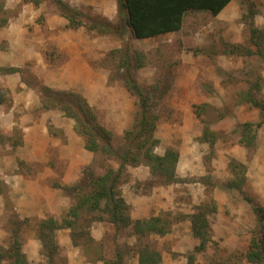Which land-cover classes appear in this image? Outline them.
<instances>
[{
    "label": "rangeland",
    "instance_id": "374dc122",
    "mask_svg": "<svg viewBox=\"0 0 264 264\" xmlns=\"http://www.w3.org/2000/svg\"><path fill=\"white\" fill-rule=\"evenodd\" d=\"M64 1L70 2L83 13L82 18L86 25L96 17H103L113 23L121 22L117 0H72L76 4L71 3V0ZM54 2V0H0V62L12 58L22 66L25 64L23 68L0 66V69H4L0 70V76L16 74L18 82L23 84L29 85L28 82L34 80L43 84L30 66L36 64L33 61L35 54L45 53V59L48 62L50 60V64L55 68H59L69 62L77 50L76 42L78 44L79 36L74 35L84 34L83 38L90 46L96 37L97 50L105 52L95 66L107 72L112 89L111 94L106 96L113 102L108 103L109 106L102 103L100 109L90 106L96 109L99 124L117 137H123L125 132L133 127L137 98L124 86L121 79L123 71L117 65L118 55L110 53L116 50L124 52L125 48H130L131 52L140 54L144 66L137 73L139 82L144 88H148L157 81H162L166 88L164 90V87H161L160 94H165L158 100L161 114L158 127L164 119L167 121L171 118V123L175 122L176 127L172 128L171 142L176 143L177 138L183 137L181 144L176 147L159 144L156 149L159 155H164L169 148L179 151L176 176L181 182L167 184L163 183V180L162 185L154 186L153 191L146 194L141 188L137 190L135 185L150 178L149 169L146 170L143 166L128 168L131 181L124 184L121 189L123 197L131 206L133 219L148 220L165 213H171L173 218L172 232L161 237L153 234L142 243H151L161 250L163 255L161 264H188L189 255H194L195 264H234L233 257L236 253L244 254L248 250L257 221L244 195L228 188L226 184L232 177L229 172L231 159H236L246 166L247 194L264 205V125L259 129L256 148L250 152L238 143L240 133L237 131L242 124H256L261 121L260 110L242 102L241 95L251 87L247 81L258 82L259 90L256 91V95L264 101V61L257 54L259 49L250 42L249 29L250 22H253L254 27L264 30V0H236V5L223 18H214L206 12H191L187 15L181 31L142 41L134 39L127 27L123 38L116 34L99 35L97 31H91L86 26L71 29L65 18L55 14ZM251 11L258 14L251 18ZM10 23L12 26H9ZM9 34L13 43L12 50L8 48L9 42L5 39ZM225 45L237 46L236 54H224ZM31 56L32 61L28 58ZM28 65L30 68L27 69ZM7 69L22 71L4 72ZM250 69L256 70V75L249 78L246 73ZM18 82L10 77L9 80L1 81L0 87L9 89L3 86H8V83L14 86ZM11 105L0 104V115ZM121 114L126 115L122 125L127 124V117L132 121L130 126L119 134ZM221 114L224 116L220 117ZM195 133L201 136L196 138ZM0 137L5 138L1 132ZM191 141L203 149L201 148L200 154L199 151H193V157L188 158L192 149ZM211 141H215L213 147L210 146ZM91 153L93 158L84 168L92 167L97 172H103L102 168L109 163L108 160L101 153ZM112 164L117 167L116 163ZM206 178L212 180V188L205 182ZM209 193L216 200L218 209L217 213L209 218L213 229L212 238L217 244L209 245L204 252H197L195 250L200 241L192 234L190 217L195 212V207L206 201ZM65 196L69 200L58 211L61 215L59 217L49 215L45 219L52 217L60 220L67 215L74 200L67 194ZM29 221L30 229L26 230L31 231V228L34 230L37 225L36 221L40 220ZM26 230L22 231L20 236L22 243L26 237ZM64 231L68 233H63ZM62 234L67 235L64 241ZM92 235L98 241L107 240L112 237V230L109 225L95 223ZM56 239L68 264H95L86 262L83 251L73 246L71 230H58ZM119 244L135 248L138 240L136 237L124 236L119 239ZM31 258L30 260L28 256L31 264H36L38 260L41 262L37 264L45 261L41 253L39 255L34 253ZM128 264H138V258L132 257Z\"/></svg>",
    "mask_w": 264,
    "mask_h": 264
},
{
    "label": "trees",
    "instance_id": "16d2710c",
    "mask_svg": "<svg viewBox=\"0 0 264 264\" xmlns=\"http://www.w3.org/2000/svg\"><path fill=\"white\" fill-rule=\"evenodd\" d=\"M54 1L55 14L65 18L71 29L86 26L91 31H97L99 35L116 34L123 38L127 27L134 39L142 41L181 31L185 18L191 12H209L216 18L232 0H117L121 22L113 23L103 17H96L89 19L88 25L82 18L83 13L70 2ZM251 14L253 18L258 13L251 11ZM249 29L250 42L259 49L257 54L264 61V30L254 27L253 22H250ZM237 50V46L225 45L223 48L226 55H235ZM110 54L118 55L117 65L123 71L121 79L124 86L137 98L133 127L126 131L123 137H117L99 124L96 109L90 106L80 92L57 91L35 80L28 82L38 91L44 111L54 109L63 111L68 118L76 122V132L84 139L87 150L95 154L101 153L109 162L103 166V172H97L92 167L84 168L80 182L62 187L65 194L74 200L65 217L60 220L49 217L36 221L34 230L41 243L40 253L45 258L41 264H68L56 239V232L63 229L71 230L73 246L83 251L86 262L128 264L132 257L138 258V264H161L163 261L161 250L151 243L142 242L153 234L161 237L172 232V214L165 213L148 220L133 219L131 206L123 197L121 187L131 181L128 168L139 166L149 169L150 178L135 185L137 190L141 188L146 194H150L156 185L181 182L176 176L179 151L169 148L164 155L156 153L160 144L157 129L161 119L158 100L165 94H160L161 87L163 86L164 90L166 88L162 81H157L148 88L143 87L137 73L144 66V62L137 52L125 48L124 52L116 50ZM21 71L7 69L4 72ZM255 71L250 69L246 74L250 78L256 75ZM247 83L251 87L241 95V100L259 109L261 115L259 123H245L237 129L240 133L238 143L250 152L256 148L259 129L264 125V101L256 95L259 83L250 81ZM5 103L12 104L11 92L9 89L0 88V104ZM222 116L224 114L220 115ZM11 139L14 147L22 144L21 131L15 130ZM214 144L215 141L210 142L211 147ZM112 163H116L117 167ZM229 172L232 177L226 183L228 188L244 195L257 221L248 250L244 254L236 253L233 257L234 264H264V205L247 194V168L244 164L231 159ZM205 182L212 188L213 183L210 178H206ZM217 210L216 200L211 193L206 201L195 207V212L190 217L192 234L200 241L195 251L204 252L209 245L217 244L212 238L213 229L209 219L212 214L217 213ZM29 222V219L22 220L16 213L10 216L7 228L12 240L8 248L0 244V264H31L20 237L22 231L30 227ZM95 223L109 225L112 237L107 240H96L92 235ZM124 236L136 237L138 245L135 248L123 247L119 244V239ZM188 264H195L194 255L188 256Z\"/></svg>",
    "mask_w": 264,
    "mask_h": 264
},
{
    "label": "crops",
    "instance_id": "0c3cea01",
    "mask_svg": "<svg viewBox=\"0 0 264 264\" xmlns=\"http://www.w3.org/2000/svg\"><path fill=\"white\" fill-rule=\"evenodd\" d=\"M71 3L76 4L72 0ZM235 5L236 0H232L216 18H223ZM62 26L65 27L66 24ZM10 35L5 36V39L9 42L8 48L12 50ZM83 35H74L79 36L78 44L76 42L77 50L72 59L59 68L50 64V60L48 62L45 59V53L42 55L40 52L35 54L33 59L36 62L35 66L29 65L33 67L32 72L37 74L45 86L57 91H80L91 106L100 109L102 103L108 105L113 102L106 96L111 94L112 89L109 76L104 69L101 67L97 69L95 66V63L103 58L105 51L97 50L96 37L91 41L92 46H90L89 42L86 44ZM28 58L32 61L33 56ZM4 60L5 62H0V66L13 68L25 66L12 58ZM29 65L27 69L30 68ZM15 75L0 76L2 79L0 82L9 80L10 77L18 82L19 79ZM3 87L9 88L12 94V105L8 110L2 109L4 111L0 115V132L5 136V138L0 137V243L8 248L12 240L7 228L10 216L16 213L22 220H43L49 215L59 217L61 212L58 211L69 200L62 187L80 181L83 177V168L90 164L93 155L86 149L83 139L75 132L74 120L66 117L59 109L41 110V97L35 88L23 82H18L14 86L8 83V86ZM124 116L126 115L119 116L120 124L126 119ZM131 121L132 119L127 117V124H121L118 128L119 134L130 126ZM172 128L176 127L175 122L171 123V118L161 122L157 131L161 146L165 144L176 147L181 144L183 137L177 138L176 143L171 142ZM17 129L21 131L22 144L14 147L11 138ZM200 136L199 133H195L196 138ZM191 148L188 158L193 157V151L201 153L202 147L194 141H191ZM25 235L24 249L31 260V255L40 254L41 243L35 237L32 228L31 231L26 230ZM61 236L63 241L67 237L66 234ZM39 262L41 260L36 264ZM95 264L101 263L95 262Z\"/></svg>",
    "mask_w": 264,
    "mask_h": 264
}]
</instances>
